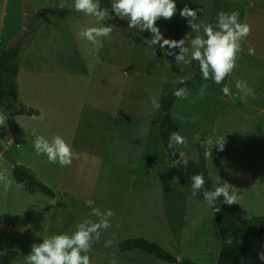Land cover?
Returning a JSON list of instances; mask_svg holds the SVG:
<instances>
[{"label": "rangeland", "instance_id": "374dc122", "mask_svg": "<svg viewBox=\"0 0 264 264\" xmlns=\"http://www.w3.org/2000/svg\"><path fill=\"white\" fill-rule=\"evenodd\" d=\"M214 6L213 18L219 11L237 10L246 22H254V32H264V0H218ZM209 10L206 17L211 15ZM62 44L60 56L68 65H55L54 48L45 43L38 71L32 76L19 72L18 104L38 115L8 117L0 127V170L9 173L8 186L0 184V264H26L33 243L70 232L82 218L96 219L90 216L88 200L102 211L110 208L115 213L110 228L101 232L88 255H115L112 261L125 264L117 243L143 238L176 259L216 264L220 239L214 216L199 195H191L190 182L163 148L153 101L159 103L187 73L196 76V92L177 99L172 108V132L179 131L188 141L175 149L181 158L196 163L197 133L203 140L225 136L223 151L213 146L214 155L206 159L210 179L215 185L225 181L233 185L232 191L240 197L233 206L242 218L263 216V49L259 48L256 65H237L223 82L233 92L237 79L248 82L255 95L241 103L224 97L221 85L203 80L198 66L137 65V75L125 74L97 65L106 44L97 48L85 39L79 45L78 64L69 65L76 54L65 36ZM81 59L87 63L81 65ZM204 84L208 87L201 97L198 93ZM56 134L70 142L77 154L69 167L50 164L33 150L35 135L50 139ZM4 151L18 166L30 169L54 198L18 187L12 167L2 157ZM109 240L112 243L105 246ZM258 245L257 253L264 252V243ZM130 253L129 257L140 259L126 264H161L151 256ZM249 264L262 262L256 254Z\"/></svg>", "mask_w": 264, "mask_h": 264}, {"label": "clouds", "instance_id": "9594fccd", "mask_svg": "<svg viewBox=\"0 0 264 264\" xmlns=\"http://www.w3.org/2000/svg\"><path fill=\"white\" fill-rule=\"evenodd\" d=\"M189 5L188 0H108L107 6L102 0H72V7L76 12L95 18L94 25L86 26L78 33L90 44L102 48L103 41L111 39L116 27L108 21L114 19L126 21V29H136L141 34L147 32L149 35L146 39L150 40V46L154 50L164 49L166 56L171 57L170 63L198 66L203 80H211L214 84L221 85L220 92L224 97L245 103L248 97L255 95L254 89L247 81L237 79L236 92L223 82L237 67L238 54L243 50L242 41L249 36L251 25L241 20L240 12L237 10L219 11L214 23H203L200 21L202 10ZM174 17L183 20L188 31L179 39H167L157 21H171ZM248 54L255 55L254 46L248 47ZM177 83L182 86L173 90L172 95L178 99L187 98L189 89L184 79H179ZM207 87V84L201 85L198 95L203 97ZM153 106L156 109L160 107L157 101H153ZM7 119V114L0 111V127L6 125ZM194 139L204 148L205 158H212L213 146L217 151H223L225 146V136L201 140L197 133ZM187 143L186 136L174 131L169 135L166 148L174 155L177 145ZM32 147L37 156H45L48 163L57 164L62 168L71 166L73 160L77 158L71 143L59 134L53 135L50 139L43 135H35ZM178 162L184 168L188 166L187 159ZM8 176L9 173L0 170V184L5 187L9 184ZM188 180L191 195L202 196L213 213L220 212L221 205L231 206L240 199L238 193L232 191L233 185L226 181L214 185L211 189L206 188L205 174L202 172L191 174ZM86 203L91 208L90 216L96 219L82 218L70 232L51 234L42 238V242L33 243L30 252L25 256L26 264H92L87 253L93 243L100 239L101 232L110 228V218L115 213L110 208L102 211L100 207L94 206L95 202L92 200ZM111 243L109 240L105 246ZM224 243L231 245L232 241L228 239ZM0 255L3 253L0 252ZM258 259L264 264V252L258 254ZM111 264H116V261L113 260Z\"/></svg>", "mask_w": 264, "mask_h": 264}, {"label": "crops", "instance_id": "0c3cea01", "mask_svg": "<svg viewBox=\"0 0 264 264\" xmlns=\"http://www.w3.org/2000/svg\"><path fill=\"white\" fill-rule=\"evenodd\" d=\"M53 1L54 0H0V53L12 44L14 39L24 28L22 11L24 4H27L33 10H40L47 4L53 3ZM217 1L218 0H188L190 7L202 10L203 15L200 17V21L203 23H214L215 17L213 18V10L216 8L214 5ZM56 2L58 3L56 12L38 27L33 40L22 54L19 61V72L21 71L22 73L24 70L25 74L32 76L38 71L39 65L42 63V57L44 56V49H42V47L45 43L51 44L54 48L52 51L55 53V65H68L63 57L60 56L61 53L59 51L60 49H64L62 44L64 36L69 40V43H72V53L76 54L75 59L71 56L69 65L78 64L79 59H77V54L82 53L79 45L81 41L84 40L78 33L84 27L94 25L96 23L95 18L76 12L72 7V0H56ZM102 3L107 6L108 0H102ZM179 6L182 5H178V7ZM208 10L211 15L208 14L206 17V12H208ZM241 20L246 22L243 17H241ZM6 21L7 25L5 24ZM108 23H112L116 25V27L114 28L111 39L103 41V45L106 44V49L103 52V60L98 61L97 65H106L110 70H119L125 74L129 73L135 75H137V71L135 70L137 65H185L183 63H170L171 57L166 56L162 48L154 50L153 47L150 46V40L146 39L149 35L147 32L141 34L136 29H126V21L119 19L108 21ZM157 23L164 37L167 39H179L188 31L185 27V22L179 17H174L171 21L159 20ZM247 23L251 25V32L249 36L242 41L243 50L238 54L237 65H256L258 63L256 59L259 57L258 55H260V47L263 49L264 53V32H254L252 29L254 22L248 21ZM249 46L255 47V55L248 54ZM85 63L87 62L81 59V65ZM127 65H134V68L132 66L127 67ZM185 77L184 81L192 84V88L189 89L188 95L196 92L198 84L196 76L193 78V76L187 73ZM193 211V209H190V212ZM192 220H194V218H192ZM8 226L9 225H7L6 228L9 230L12 229L11 226ZM200 230L201 229H199L198 232H200ZM259 247L261 246L258 245V242H254L240 264H249L255 255L259 254L257 253L259 252ZM128 253L131 254L130 252ZM128 253H121V257H119L121 258L120 260L125 264L127 262L138 263L140 258L137 255L129 257L132 255ZM89 256L92 264L95 262L111 264L112 258L116 257L115 255ZM161 264L167 263L161 262Z\"/></svg>", "mask_w": 264, "mask_h": 264}, {"label": "trees", "instance_id": "16d2710c", "mask_svg": "<svg viewBox=\"0 0 264 264\" xmlns=\"http://www.w3.org/2000/svg\"><path fill=\"white\" fill-rule=\"evenodd\" d=\"M57 7L58 4L55 2L47 4L40 10H33L27 4H24V28L12 44L0 53V111L6 113L10 118L38 115L37 111L18 104L19 61L33 40L38 27L56 12ZM185 85L188 89L192 87V84L189 82H185ZM180 86L182 85L177 83L163 94L159 102L160 107L157 114L160 141L169 156H171L170 151L167 150L166 145L169 135L172 132L171 112L177 100L172 95V92ZM200 139L203 140L202 138ZM196 148L198 153V161L196 163L188 160V166L186 168L179 165L178 161L176 165L183 177L187 180L191 174L197 172L204 173L206 180L205 187L211 189L215 184L210 179L206 167L207 158L203 156L204 148L198 142ZM183 160V158H180L179 161ZM12 177L16 185H21L19 187L30 194L38 193L51 199L54 198L51 190L40 183L30 169L18 166V168L13 169ZM199 197L203 201L202 196L199 195ZM212 214L220 239V251L216 264H240L254 242L264 243V215L245 219L240 216L233 205H221L220 212H212ZM228 239H231V245L224 243ZM116 246L120 253L139 252L167 264H197L186 258L178 260L158 244L149 242L143 238L121 240Z\"/></svg>", "mask_w": 264, "mask_h": 264}, {"label": "water", "instance_id": "95a60500", "mask_svg": "<svg viewBox=\"0 0 264 264\" xmlns=\"http://www.w3.org/2000/svg\"><path fill=\"white\" fill-rule=\"evenodd\" d=\"M175 151H176V149H175ZM170 155H171V158L175 162H177L181 158L177 151L174 155L170 152ZM2 157L9 163V165L12 167V169L18 168V164L15 162V159L11 155H9L8 152L4 151L2 153Z\"/></svg>", "mask_w": 264, "mask_h": 264}]
</instances>
